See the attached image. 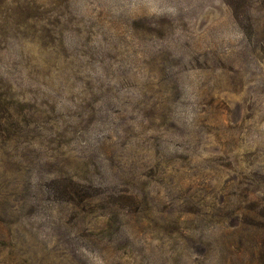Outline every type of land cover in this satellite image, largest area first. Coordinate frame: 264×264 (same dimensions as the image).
I'll list each match as a JSON object with an SVG mask.
<instances>
[{
    "label": "rangeland",
    "instance_id": "1",
    "mask_svg": "<svg viewBox=\"0 0 264 264\" xmlns=\"http://www.w3.org/2000/svg\"><path fill=\"white\" fill-rule=\"evenodd\" d=\"M0 264H264V0H0Z\"/></svg>",
    "mask_w": 264,
    "mask_h": 264
}]
</instances>
